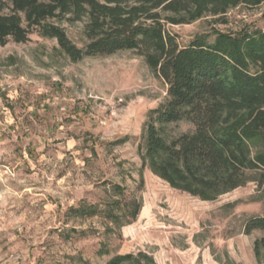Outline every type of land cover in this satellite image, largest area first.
<instances>
[{"label":"rangeland","instance_id":"obj_1","mask_svg":"<svg viewBox=\"0 0 264 264\" xmlns=\"http://www.w3.org/2000/svg\"><path fill=\"white\" fill-rule=\"evenodd\" d=\"M51 22L86 43L85 21ZM166 30L179 47L264 32V4ZM166 89L133 51L72 62L37 34L0 46V264H106L139 252L155 264H257L262 233L243 225L264 216L259 173L205 202L141 169L144 124ZM155 127L166 144L194 128Z\"/></svg>","mask_w":264,"mask_h":264},{"label":"trees","instance_id":"obj_2","mask_svg":"<svg viewBox=\"0 0 264 264\" xmlns=\"http://www.w3.org/2000/svg\"><path fill=\"white\" fill-rule=\"evenodd\" d=\"M264 0H0V46L26 43L33 34L55 40L72 62L133 51L167 87L151 110L137 148L148 168L171 188L210 202L244 186L251 173L264 180V32H216L213 42L195 37L179 47L166 25L189 24L229 9L255 8ZM85 21L79 48L55 23ZM186 120L192 132L166 144L156 124ZM139 205L131 214L134 220ZM264 264V216L252 217L243 234ZM106 264H155L146 254L117 255Z\"/></svg>","mask_w":264,"mask_h":264}]
</instances>
